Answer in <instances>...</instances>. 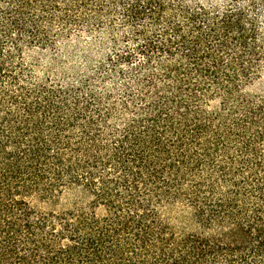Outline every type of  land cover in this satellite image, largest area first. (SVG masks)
Wrapping results in <instances>:
<instances>
[{"label":"trees","instance_id":"obj_1","mask_svg":"<svg viewBox=\"0 0 264 264\" xmlns=\"http://www.w3.org/2000/svg\"><path fill=\"white\" fill-rule=\"evenodd\" d=\"M6 1L0 264H264V0H108L130 31L101 89L23 80L6 46L43 39Z\"/></svg>","mask_w":264,"mask_h":264},{"label":"rangeland","instance_id":"obj_2","mask_svg":"<svg viewBox=\"0 0 264 264\" xmlns=\"http://www.w3.org/2000/svg\"><path fill=\"white\" fill-rule=\"evenodd\" d=\"M41 1L31 0L32 7L27 10V22L31 24L30 21H38L39 35L43 40L32 42L30 32L32 29L28 26L27 30L16 32V42H19L21 52H16L15 46L11 43L6 46L5 53L11 55L10 60L23 80L29 83L39 80L76 85L94 77L97 89H101L99 79L109 73L113 74L115 84H120L126 79V75H114L111 66H107L108 57L114 51L116 40L121 43V33L130 31V28L124 26L121 8L110 6L108 0H99L103 1L101 3L104 7L90 6L85 9L76 6L78 0H44L50 1L51 5L44 9ZM92 1L95 3V0ZM210 1L223 3L225 0ZM0 3L4 4L7 1L0 0ZM16 3H11L15 9ZM0 14L5 18L4 13ZM253 14L260 38L264 39V6H258V10ZM102 63L107 64L106 67L101 68ZM261 68V78L247 88V92L254 95L264 94V61ZM111 86L112 83L106 85Z\"/></svg>","mask_w":264,"mask_h":264}]
</instances>
